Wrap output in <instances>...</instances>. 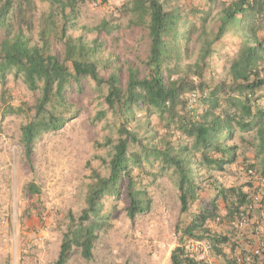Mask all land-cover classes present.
Wrapping results in <instances>:
<instances>
[{"label":"trees","instance_id":"trees-1","mask_svg":"<svg viewBox=\"0 0 264 264\" xmlns=\"http://www.w3.org/2000/svg\"><path fill=\"white\" fill-rule=\"evenodd\" d=\"M82 1L39 0L42 10L35 37L31 16L37 9L36 0H0V26L6 27L0 43L2 93L10 75L21 78L29 91L40 92L34 106L27 107L33 118L20 129L27 160L31 163L38 138L78 118L80 109L68 98L75 87L81 89L83 80L107 87L104 104L118 121L117 139L105 143L108 157H96L107 173L91 169L85 207L78 218L70 216L53 264H67L74 248L92 261L100 232L110 228L111 214L122 195L129 201L126 213L131 221L150 210L152 198L143 179L157 175L148 166L158 167L160 174L170 172L180 193V219L174 231L178 245L171 253V263L207 264L190 258L187 252V243L198 241L208 243L225 264H239L218 248L228 244L229 238L216 235L208 224L220 218L222 207L227 217L237 218L240 224L242 213L251 217L258 197L242 186L220 185L212 176L206 181L203 171L222 172L237 163L239 147L230 142L237 133L241 142L245 135H252L247 144L258 169L248 165V172L251 177L258 173L264 182V106L258 104L264 99L260 95L264 91V33L256 23L264 13V0H234L223 7L215 38L205 40L202 63L196 66L182 65L190 31L179 0H132L122 7L130 16L129 25L146 31L148 52L139 65L118 63L113 53H106L100 35L91 42L82 35L73 36ZM92 1L106 4L108 0ZM215 1L207 0V5ZM113 21L112 16L104 19L97 32L109 29ZM232 35L241 42L227 77L215 83L214 79L204 81L212 46ZM58 42L63 51L57 49ZM102 70L108 73L107 79ZM1 99L5 102L3 94ZM27 111L7 105L3 115ZM152 114L160 120L162 136L148 129ZM247 187L252 188L253 183ZM26 192L40 194L34 184Z\"/></svg>","mask_w":264,"mask_h":264},{"label":"rangeland","instance_id":"rangeland-1","mask_svg":"<svg viewBox=\"0 0 264 264\" xmlns=\"http://www.w3.org/2000/svg\"><path fill=\"white\" fill-rule=\"evenodd\" d=\"M132 0H108L106 4L83 0L77 7L76 24L71 33L82 35L91 42L98 35L106 44V53H113L118 63L127 61L139 65L147 56L146 31L142 27L129 25L130 16L122 7ZM234 0H216L211 6L207 0H179L181 12L188 16L187 51L182 65H201L205 40L213 41L221 10ZM37 9L31 16L33 35L38 33V22L42 6L36 0ZM209 12V13H208ZM208 15V16H206ZM113 17L112 26L97 32L104 19ZM202 17H206L203 22ZM257 27L264 33V13L257 18ZM205 33V34H204ZM6 34V27L0 26V43ZM239 36H226L224 42L212 46V54L206 60L203 80L218 81L227 77L230 62L238 55ZM59 51L63 46L56 44ZM108 78L105 70L101 72ZM4 93L0 86V264H53L59 254L63 235L68 229L70 216L78 218L85 207L87 185L91 169L102 175L106 166L96 157H108V139H117V119L104 104L107 87H97L90 79L81 82V89L75 87L69 92L70 103L80 109L78 118L67 123L57 132L46 133L34 145L31 163L27 160L20 143L21 126L33 118L27 111L34 106L40 92L29 91L21 78L10 75ZM5 99L2 101L1 96ZM264 95V91L260 95ZM264 106V99L258 102ZM7 105L22 108L23 114L4 116ZM142 117V114H140ZM148 129L160 136L164 129L157 115L150 116ZM230 143L239 147L238 162L225 171L204 170L206 181L212 176L225 187H244L250 195L260 199L251 212L248 226L242 227L237 218L227 217L222 207L220 218L211 221L208 227L218 236H226L230 242L218 248L227 258L239 264H264V182L255 174L250 176L247 166L258 169V161L247 141L252 135H245L244 142L239 133ZM247 160H243V156ZM90 163V166H88ZM148 171L156 178H144V185L152 198L150 210L131 221L126 213L129 201L122 195L115 203L110 218V228L100 232L94 248V259L85 260L80 250L71 251L67 264H172L171 253L178 241L174 233L180 219V193L175 177L171 173L160 174L159 168ZM252 182L253 187H247ZM205 183V182H204ZM209 183V182H208ZM34 184L40 190L38 195L26 192ZM262 231L256 234L255 228ZM259 255H254L255 251ZM207 264H225L212 248Z\"/></svg>","mask_w":264,"mask_h":264},{"label":"built area","instance_id":"built-area-1","mask_svg":"<svg viewBox=\"0 0 264 264\" xmlns=\"http://www.w3.org/2000/svg\"><path fill=\"white\" fill-rule=\"evenodd\" d=\"M255 201L259 202V198H256ZM249 222H250V218H248L245 214L242 213L240 219V226L246 227L248 226ZM255 230L257 234L258 232L262 231V229L260 230L259 227H256ZM186 249L190 258L199 262H205L207 261L211 247L208 243L205 242L190 241L187 243ZM259 254H260L259 250L255 251L254 253V255L256 256Z\"/></svg>","mask_w":264,"mask_h":264},{"label":"crops","instance_id":"crops-1","mask_svg":"<svg viewBox=\"0 0 264 264\" xmlns=\"http://www.w3.org/2000/svg\"><path fill=\"white\" fill-rule=\"evenodd\" d=\"M257 234V233H256Z\"/></svg>","mask_w":264,"mask_h":264}]
</instances>
